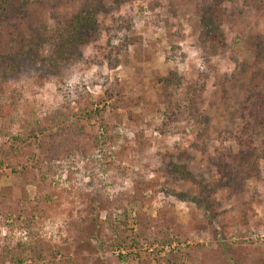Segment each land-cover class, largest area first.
<instances>
[{
	"label": "rangeland",
	"instance_id": "1",
	"mask_svg": "<svg viewBox=\"0 0 264 264\" xmlns=\"http://www.w3.org/2000/svg\"><path fill=\"white\" fill-rule=\"evenodd\" d=\"M80 1L41 0L35 7L41 9L47 27L61 30L62 16L69 18ZM157 1L159 5L153 6L154 0H103L104 11L97 16L90 40H74L67 58L54 62L52 46L44 45L38 59L11 54L15 71L1 68L0 189L11 188L17 195L33 197L34 187L28 185L21 192V176L6 164L16 145L13 137L67 101L96 141L91 159L74 154L54 164L52 189L42 208L34 204L21 218L0 217V264H20L17 260L28 264H227V253L238 256L239 264H264L262 179L248 178L243 193L211 191L208 216L189 200L199 194V182L209 185L216 179L214 172L205 169L202 153L192 143L205 145L208 153L220 141L228 150L237 148L230 135L220 136L218 131L233 132L238 127L237 117H228L236 114L237 103H243L242 87L255 69L254 37L258 32L264 34V0L254 5L244 0L226 3L230 20L222 25L223 44L214 54L208 43L199 41L198 0ZM34 19L29 28L37 26ZM125 21L130 22L126 29ZM121 24L124 29L119 30ZM124 33L138 39L125 54L120 53L116 68L92 62L107 41L116 44ZM175 69L186 78L204 81L203 97L223 93L224 98L212 106L205 102L199 119H186L183 113L176 120L167 119L155 80ZM96 107L99 113L87 117L85 113ZM260 129L253 143L262 153L264 128ZM137 133L143 137V147L135 142ZM183 150L194 157L183 161L192 178L178 181L175 191L160 190L162 168L175 163L176 154ZM258 163L264 178V155ZM92 207H97V220L89 222ZM162 207L168 212L161 230L171 245L153 242L158 235L154 219ZM26 217L37 224L36 237L53 247V256L34 262L27 251L19 249L18 243L30 241L25 228L30 223L22 222ZM123 222L126 233L139 240L131 249L138 251L137 259L116 235L114 228L121 231ZM223 223V232H216ZM95 234L98 240L93 238Z\"/></svg>",
	"mask_w": 264,
	"mask_h": 264
},
{
	"label": "trees",
	"instance_id": "2",
	"mask_svg": "<svg viewBox=\"0 0 264 264\" xmlns=\"http://www.w3.org/2000/svg\"><path fill=\"white\" fill-rule=\"evenodd\" d=\"M103 0H81L79 6L68 18L62 16L63 20L59 23L63 28L59 30V26L47 27L41 19V9L36 10L41 0H0V74L1 68L4 70L15 71L16 62L9 59L11 54L31 55L34 59L39 58V52L44 45H50L55 53L54 62L59 59L67 58L72 51L74 40L85 43L91 38V29L97 27V16L104 11L102 6ZM131 1V0H129ZM153 6L159 5L154 0ZM231 0H198L197 14L201 24V32L199 33V41L209 44L214 54L215 48L223 44L222 25L230 20V12L227 9V2ZM257 0H244L245 4L254 5ZM125 2V0H122ZM34 11L37 13L35 14ZM34 16L36 19H34ZM56 19L58 18L55 16ZM36 20V27L29 28L28 25L32 20ZM122 20V19H119ZM130 22L125 21L124 25H119V30L126 29ZM124 27V28H123ZM27 29L30 30L27 33ZM82 29L83 32L80 30ZM59 30V31H58ZM62 37V40H61ZM88 37V38H87ZM134 38V39H133ZM128 37L125 33L120 40L114 44L110 41L102 49L99 57L92 58V62L102 64L104 62L109 69L116 68L121 60L120 53L125 54L129 45L133 44L138 38ZM135 40V41H133ZM254 49L252 64L254 70L250 73L248 81L243 85L244 94L243 103H237L236 114L228 117L234 120L235 131L231 132L222 128L218 131L220 136L226 134L232 137L237 148L228 150L223 147V141L218 146L213 147V153L206 152V146L202 144L192 143L191 147L202 153L201 163L209 172L215 173L212 184L205 185L199 182L200 192L198 195L189 197L195 207L208 216L211 213L210 192L217 190H228V194L243 193L245 182L248 178L261 177V169L258 163L264 151L256 147V131L264 128V34L256 33L254 37ZM65 54V55H64ZM251 65V64H250ZM156 88H159L158 100L164 106L163 116L167 119H177L182 113L186 119L196 120L203 116L201 108L205 102L209 105H216L224 98L221 96L214 97L211 93L207 98L203 97L205 82L194 80L179 75L175 70H169L163 76H157L155 80ZM226 85L223 84V87ZM225 88L222 92H225ZM106 92V91H105ZM112 96L111 93H107ZM97 101V100H96ZM98 102V101H97ZM117 107L116 104L113 105ZM99 108L86 112V116L91 118L99 113ZM130 117V115H129ZM139 117V116H138ZM101 126L106 125L100 123ZM165 125V121L163 122ZM104 135H108L104 129ZM116 135H118L116 133ZM110 138V136H109ZM141 133L136 134L135 142L137 146L143 147L144 141ZM108 139V138H107ZM112 140V139H111ZM15 147L13 145L12 152L7 158V166L12 173L21 176V192H25V187L32 185L34 187L33 197H24L17 195L11 188L0 189V217L8 214L16 218L29 211L32 205L37 204L42 208L52 189V175L55 172L54 164L56 162L66 160L71 155L77 154L82 159H91L90 155L95 147L96 136L90 132H86L76 117L70 102L58 108L54 113L40 117L32 126L24 128L18 137H13ZM118 154V153H117ZM116 154V155H117ZM178 159L175 163H169L162 168L164 180L158 183L160 190L168 192L175 191L176 183L182 179H191V171L183 161L193 159L194 157L187 150L179 152ZM119 156V155H117ZM182 162V163H181ZM29 165V166H28ZM33 170L36 171L35 175ZM212 186V189H209ZM19 191V190H18ZM187 195H182L181 197ZM97 207H92L87 217V221L97 220ZM168 210L164 207L158 209L157 218L154 224L158 229V235L153 237V242L164 246L170 244V239L162 232V228L166 226V218ZM162 219V221H161ZM29 222L26 226V234L30 241L27 243H18L20 250L27 251L30 258L35 261H41L47 257L53 256V247L37 236V224L26 217L23 223ZM227 222V221H225ZM228 218V223H230ZM240 223V221L238 220ZM219 224L216 232H223L224 225ZM221 225V226H220ZM123 229L119 231L114 228L116 235L126 243L127 249L130 250L129 255L133 259L139 258L138 251H131L139 244L138 239L131 238L125 231L126 223H122ZM93 238L98 240L97 234ZM170 255L174 257V248H170ZM238 254V253H237ZM227 264H239L238 256L227 253ZM20 264L23 261H18ZM34 264V263H32Z\"/></svg>",
	"mask_w": 264,
	"mask_h": 264
}]
</instances>
